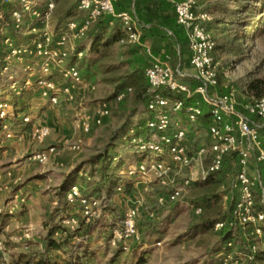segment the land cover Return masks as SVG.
Here are the masks:
<instances>
[{
	"label": "rangeland",
	"instance_id": "1",
	"mask_svg": "<svg viewBox=\"0 0 264 264\" xmlns=\"http://www.w3.org/2000/svg\"><path fill=\"white\" fill-rule=\"evenodd\" d=\"M31 2L27 9L17 0H0V101L8 102L0 124V264H36L45 257L51 264H139L142 258L143 264H251L255 255L264 251V236L256 232L255 225L235 223L236 162L231 157L224 161L221 175L215 178L217 183L206 178L211 164L209 153L192 168H174L168 177L153 175L136 181L128 176L127 165L140 158L127 139L118 146L126 160L120 171L123 191L111 197L96 195L102 199L99 214L86 218L79 206L59 197L67 173L101 150L126 122L135 102L134 87L124 84L133 88L121 98L115 91L124 83L123 77L145 66L147 56L143 50L121 41V24L109 27L108 33H118L120 38L98 56L89 54V37L73 38L74 50L70 49L68 62L79 68L89 61L92 65L82 69V85L60 92L58 103L50 106L33 86L31 78L44 59L32 48L36 43L46 45L47 36L57 39L65 28L59 19L69 8L75 13L70 20L79 21L83 12L77 9L75 0H54L52 13L46 17L45 7L36 4L39 0ZM195 2L196 12H207L212 19L206 27L217 45L216 91L233 93L238 110L246 113L249 104L264 96V0ZM8 37L17 38V45H29L28 52L7 59L11 51ZM76 50H83L84 56H75ZM13 82L16 84L12 87ZM104 106L110 115L101 125L92 121L91 130L84 132L81 120L86 116L93 119ZM26 115L32 117L28 124L23 120ZM180 116L175 119L195 131L194 147L208 145L205 130L190 125L185 113ZM146 119L147 113L140 107L131 121L139 125ZM255 119L264 133V119ZM41 126L50 129L48 136L40 138L34 131V127ZM46 152L48 159L41 162L38 155ZM258 168L264 179V165ZM88 169V165L84 166L80 174L85 175ZM125 181H130V187ZM75 182L82 183L81 176ZM174 184L183 188L179 198L159 204V195ZM212 195L216 196L208 200ZM130 207L138 212L136 225L141 242L130 241L125 249L121 219ZM223 215H228V223L239 229L237 241L224 247L221 230L225 226H215L222 223L217 219ZM64 217H76L78 221L66 233L62 228ZM55 223H61L57 230L60 235L53 238L62 241L63 247L49 249L46 238L49 225Z\"/></svg>",
	"mask_w": 264,
	"mask_h": 264
},
{
	"label": "built area",
	"instance_id": "2",
	"mask_svg": "<svg viewBox=\"0 0 264 264\" xmlns=\"http://www.w3.org/2000/svg\"><path fill=\"white\" fill-rule=\"evenodd\" d=\"M17 1L27 9L32 5L31 0ZM117 1L75 0L77 9L86 13L84 20L80 22L71 19L56 40L47 36L46 45L36 43L32 48L44 61L34 73L35 77L31 79L34 88L39 90L48 105L53 106L58 103L60 92H69L71 88L85 82L81 69L68 62L71 50H74L72 39L84 36L99 19L105 16L114 17L123 29L122 42L146 46L143 41L141 22L135 10L117 12ZM39 3L45 7L46 17H49L54 8V0L36 2V4ZM195 7V0H180L175 3L176 22L184 29L191 50V71H184L180 67L175 69L169 60L156 56H152L150 65L145 69V76L154 95L148 103L146 121L131 130L128 135L130 146L140 160L135 164L127 165V173L136 181L141 178L149 179L153 175L168 177V173L174 168H192L200 164L201 156L209 153L211 164L206 170L207 178L210 173L222 171L227 158L236 157L235 187L238 205L235 223L255 225L256 232L264 236L262 230L264 209L258 210L255 207L256 198L264 207V179L258 168L260 164H264V144L260 134L262 125L255 119H264V96L249 104L246 113H242L238 110L233 93L219 94L216 91L219 85L218 63L214 57L217 45L206 27L212 19L207 12L198 14ZM14 15L18 16L20 21L17 10L14 11ZM6 41L9 42L11 50L7 53V59L24 55L30 48L29 45L14 44L10 37ZM75 56L82 58L84 51H75ZM191 81L197 83L195 87H192ZM15 84L16 82H13L12 87ZM27 84H31L30 81ZM131 90V87H126L118 93L117 97L121 98ZM177 93L193 99V102L186 105L183 98L176 96ZM200 101L209 105L211 122L202 127L205 130L208 145H199L195 148L193 137L195 131L175 118L176 115L185 113L190 125H198L199 117L203 114ZM7 106V101L0 102V118H4ZM109 115V109L105 106L101 107L93 119L86 116L81 120L82 130L89 132L92 121L101 125L104 118ZM23 120L27 124L32 121V117L26 115ZM34 131L40 138L50 134V129L45 126L34 127ZM38 159L41 162L46 161L47 152L39 154ZM84 189L83 182H75L67 189L65 197L69 204L79 206L82 215L89 218L99 214L102 199L96 195L85 194ZM182 189V186L178 184L172 185L166 192L159 195V204L174 202L179 198ZM121 191L123 186L120 185L117 192ZM137 216V209L130 207L121 219V239L125 249L129 248L130 241L141 242V235L136 225ZM77 222L76 217L64 218L62 228L65 229V233L69 228H74ZM215 226L221 228L223 223H216ZM59 235V231L54 233L55 238ZM251 264L262 263L255 255Z\"/></svg>",
	"mask_w": 264,
	"mask_h": 264
},
{
	"label": "trees",
	"instance_id": "3",
	"mask_svg": "<svg viewBox=\"0 0 264 264\" xmlns=\"http://www.w3.org/2000/svg\"><path fill=\"white\" fill-rule=\"evenodd\" d=\"M125 10H130L129 7H121L116 2V11L121 12ZM75 13H73L72 8H69L63 15L60 17V23L64 27L69 22V18L74 16ZM117 20L114 17L111 16H105L101 19H99L95 25V27L90 30L88 37L92 40V46L90 49L91 55L98 56L100 54V51L104 48H106L111 42L118 40V33L109 34V24L111 21ZM183 31V30H182ZM15 36V35H14ZM14 44H18L17 38L12 39ZM78 52V50H76ZM83 51V50H80ZM3 65L5 64V61H2ZM71 63V61H70ZM92 65V61L88 62V65L85 64L80 68L81 72L84 68H89ZM150 65V64H149ZM145 66H141L133 73H130L123 77L121 80H124V83H121L119 87L115 91V95H118L120 91L125 89L126 87L133 88V92L136 93L135 102L133 105V109H131L129 116L126 120V122L121 126V128L108 140V142L105 144V146L97 151L94 155L89 157V159L80 162L77 167L73 169V171L70 173H67L69 176L68 179L63 183V185L59 188L58 195L61 197V199H65V193L67 189L70 187L71 184L75 183L76 179H79L80 176L82 179L88 178L85 184L84 193L87 195H106V197H111L114 193L117 192V188L121 185L124 187L123 177L120 175L121 169L125 166L126 160L122 157V155L118 151V146H121L125 143V141L128 139V135L131 130L137 128L138 125L132 124V116L137 112V110L140 107H143V109L147 113L148 109V103L153 98V92L150 89L148 80L145 76ZM83 75V73H82ZM84 77V76H83ZM120 83V82H119ZM124 84H132V86H123ZM190 84L192 87H195L197 84L195 81H191ZM167 94V93H165ZM259 96H262L259 92H257ZM171 95V94H170ZM177 97H181L185 100L186 105L193 102V99L187 98L182 93H177ZM1 102V101H0ZM200 105L203 109V114L199 117L198 125L201 127H205L209 122H211L210 117V107L205 102L200 101ZM3 119L0 118V124L2 123ZM145 122V121H144ZM144 122H140V124H143ZM28 124V123H27ZM1 127V126H0ZM264 144V133L262 131L260 132ZM237 162L236 157H231ZM254 163V160H252ZM88 165L89 169L85 170V175H81L80 172L84 169V166ZM264 164H260V167H262ZM236 170V169H235ZM222 173V171L210 173L207 177V181H211L212 183H217V180L215 178L217 175ZM85 177V178H84ZM73 178V179H72ZM72 180V181H71ZM71 181V182H70ZM130 187L131 184L130 181H125ZM216 195H212L208 198V200L214 198ZM67 202V201H66ZM256 204L255 207L258 210H263L264 207L259 203V200L256 198L255 200ZM234 206L231 205L230 213L232 214ZM65 218V217H64ZM223 223V226H225L221 230V237L223 239V247L224 246H230V244H233L237 241L239 237V229L231 224L228 223V215H223L219 219ZM61 223L58 224H50L49 225V231L46 238V244L49 249H58L63 247L62 241L59 242L58 240L53 238L54 233L60 228ZM215 223L212 224L214 226ZM241 226V225H239ZM262 230L264 233V225L262 226ZM257 259L259 261H264V251L261 253H258ZM51 260L48 257H45L43 259H40L37 264H45L47 262H50ZM51 263V262H50ZM27 264H30L27 262ZM32 264V263H31ZM143 264V258L140 259V263Z\"/></svg>",
	"mask_w": 264,
	"mask_h": 264
},
{
	"label": "crops",
	"instance_id": "4",
	"mask_svg": "<svg viewBox=\"0 0 264 264\" xmlns=\"http://www.w3.org/2000/svg\"><path fill=\"white\" fill-rule=\"evenodd\" d=\"M178 1L180 0H118L121 7L135 10L140 19L146 46H133L145 52L146 67L151 63L152 56H156L169 60L175 69L180 67L184 71H191V50L188 39L184 29L176 22L175 3ZM85 16L86 13L83 12L79 21H83ZM118 24H120L118 20H113L109 27L113 29ZM95 25L93 24L90 29L92 30ZM89 32L84 36L88 37ZM176 117L181 118L180 114ZM87 180L88 178L82 179L84 185Z\"/></svg>",
	"mask_w": 264,
	"mask_h": 264
}]
</instances>
